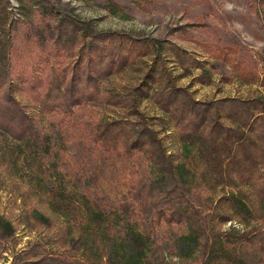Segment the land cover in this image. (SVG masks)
I'll return each mask as SVG.
<instances>
[{
    "label": "rangeland",
    "instance_id": "rangeland-1",
    "mask_svg": "<svg viewBox=\"0 0 264 264\" xmlns=\"http://www.w3.org/2000/svg\"><path fill=\"white\" fill-rule=\"evenodd\" d=\"M7 1L8 14L1 11L0 1V18L6 22L17 20L23 26H30L28 9L41 3L90 22L98 32H118L135 39L153 40L155 47H149L145 56L126 66L123 72L101 81V87L104 91L131 93L135 97L138 112L157 133L174 164L183 165L184 174L178 175L176 183L163 184L142 156L134 154L130 165L138 173L123 179L113 153L92 140L95 125L119 118L122 110L88 104L74 108L66 116L43 115L31 107V95L23 84L27 68H19L12 80L14 95L27 106L44 139L24 145L5 140L0 134V219L10 223L13 230L11 236L0 239V264H12L14 256L34 245L45 253L62 250L57 235L61 227L72 224V216L58 217L54 213L50 193L55 190L78 197L84 195L88 202H95L104 211L133 204L132 209L145 222L141 226L145 237L143 248L137 246L143 252V264H198L211 248V233L217 232L214 227L219 224L218 216L228 211L218 199L221 196H233L244 202L245 199L229 186L213 188L200 183L195 154L184 150L171 122L152 103L150 88L159 78L158 74L165 71L169 80L186 88L200 101L264 96L261 86L264 5L260 0ZM159 41L177 45L203 68L191 65L190 73H184L171 53L160 48ZM38 65L36 60L34 70ZM202 72L210 78V83L199 82ZM137 87L147 96L137 95L134 91ZM161 118L167 123L161 124ZM240 190L249 194L244 187ZM144 200L152 205L148 211L140 205ZM79 206L82 210L83 205ZM167 208L197 211L207 227L208 240L203 238L196 246L179 239L186 235L183 227H166L163 222H157L155 212ZM212 212L211 222L207 215ZM42 216L43 223L37 219ZM126 217V213L114 217L116 227L109 239L116 245L128 239ZM259 224L257 216H244L240 212L232 221L222 224L220 230H249ZM124 252L134 257L132 245Z\"/></svg>",
    "mask_w": 264,
    "mask_h": 264
},
{
    "label": "trees",
    "instance_id": "trees-1",
    "mask_svg": "<svg viewBox=\"0 0 264 264\" xmlns=\"http://www.w3.org/2000/svg\"><path fill=\"white\" fill-rule=\"evenodd\" d=\"M0 1L1 11L8 14L9 2ZM260 3L264 5V0ZM28 10L31 24L27 27L17 20L6 22L0 18V134L5 140L27 145L44 139L27 106L13 92V75L26 67L23 84L31 95V107L43 115L66 116L74 108L88 104L122 110L119 118L97 123L92 139L113 153L121 169L120 177L125 179L138 173L130 165L131 157L137 154L163 184L176 183L178 175L184 174V167L174 164L166 154L157 133L138 112L135 97L131 93L104 91L101 87V81L123 72L126 66L145 56L149 47H155L153 40L98 32L90 22L41 3ZM158 44L171 53L184 73H190L191 65L203 68L177 45L164 41ZM36 60L39 65L34 70ZM158 77L150 88L151 101L171 122L184 150L195 154L200 183L213 188L229 186L245 199V202L233 196L218 199L228 211L218 216L219 224L214 227L217 232L211 233V248L198 264H264V96L200 101L186 88L176 86L165 71ZM198 80L210 83L204 72ZM261 86L264 88V76ZM134 91L147 96L138 87ZM159 120L161 124L167 123L164 118ZM241 187L249 194L242 193ZM50 195L58 217L72 216V224L61 227L57 235L62 250L45 253L34 245L14 256L12 264H143V252L137 246L144 243L141 226L145 222L132 209L133 204L104 211L95 202H88L84 195L78 197L62 190L51 191ZM143 202L140 205L148 211L152 205ZM80 204L82 210L78 209ZM240 212L244 216H257L260 224L249 230H220L222 224L232 221ZM125 213L128 239L116 245L109 239L116 227L114 217ZM155 213L156 221L164 226L185 229L186 235L179 239L196 246L201 239L208 240L207 227L197 211L167 208ZM213 215V212L207 215L211 222ZM37 219L43 223L41 219L45 218ZM12 234L10 223L0 219V239ZM129 245L134 248V257L124 252Z\"/></svg>",
    "mask_w": 264,
    "mask_h": 264
}]
</instances>
